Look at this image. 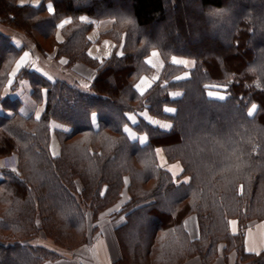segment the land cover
I'll use <instances>...</instances> for the list:
<instances>
[{
  "label": "trees",
  "instance_id": "16d2710c",
  "mask_svg": "<svg viewBox=\"0 0 264 264\" xmlns=\"http://www.w3.org/2000/svg\"><path fill=\"white\" fill-rule=\"evenodd\" d=\"M84 18L111 22L99 36L115 43L107 59L89 57L94 24ZM0 22L42 56L96 70L89 91L29 68L7 88L25 46L0 33V106L11 112L0 113V157L16 155L18 164L0 180V264H49L63 256L29 242L43 233L63 249L87 244L88 217L117 203L126 178L129 200L115 229L121 258L114 264H182L195 256L211 264L233 250L237 264H264V252L243 247L246 228L264 220V0H44L39 7L0 0ZM153 50L165 67L139 94L135 84L153 73L146 62ZM174 56L194 60L188 78L177 80L187 69L173 64ZM19 80L28 81L37 104L45 101L40 118L20 112L22 102L12 96ZM176 89L182 95L173 99ZM211 90L226 96L212 97ZM166 106L175 113H165ZM145 109L171 128L140 117L132 127L147 134L141 145L125 127L129 114ZM53 124L58 156L50 152ZM159 147L169 162L181 163L188 183L159 166ZM191 215L198 219L196 240L185 227Z\"/></svg>",
  "mask_w": 264,
  "mask_h": 264
},
{
  "label": "crops",
  "instance_id": "0c3cea01",
  "mask_svg": "<svg viewBox=\"0 0 264 264\" xmlns=\"http://www.w3.org/2000/svg\"><path fill=\"white\" fill-rule=\"evenodd\" d=\"M44 0H17V4L39 7L42 5ZM47 10L49 13L55 11L52 2H47ZM51 7V9L49 8ZM65 21H70V18H65L62 20L56 31V41L62 43L64 41L63 34L61 32V24H67ZM86 22H93L94 28L89 32L88 38L91 41V45L88 49V55L92 59L103 61L107 59L115 49V43L110 39H99L100 33L107 30L110 27L111 22L97 21L90 18H84ZM0 33L8 36L12 44L21 48L25 46V49L18 56L14 62L11 70L9 72V78L7 81V88H10L16 81L18 74L22 69L29 68L30 70L36 71L43 75L48 80L54 82L59 78L67 80L70 84L76 86L82 91H89L91 82L93 81L96 70L84 63H76L71 67H67V59L64 57L58 60L54 59L53 54H49L44 57L40 55L34 47V44L28 41V38L21 32L7 27V25L0 22ZM157 52L159 55L157 57H152V53ZM118 53H121V47L118 49ZM173 58L176 60L186 61L187 65L177 64L173 62ZM171 62L175 65L182 66L187 69L186 72L177 77V80H183L188 78V71L194 68L195 62L192 59L174 56ZM151 59L155 67H152L153 73L150 75H143L135 84V90L141 94V87L144 88L143 94L148 92L151 87L157 82L161 76V73L165 67V62L158 50L151 51L150 55L146 58V62ZM144 78H147L148 84H142ZM31 88L27 80H19L18 84L15 86V92L12 96H17L21 102L22 106L20 112L24 116L34 115L36 118H40L45 109V101L37 104L30 95ZM182 92L178 89L172 90L170 96L172 98L180 97ZM168 109H173L172 107L166 106L165 113L172 115L174 111H168ZM0 113L11 114L10 111H5L0 106ZM150 115L147 110H143L137 113H131L128 115L130 125L125 127V131L131 140L138 141L141 145H145L148 142V136L146 134H139L133 129L134 123L138 122L140 117H144L146 121H149L153 125H157L163 130H168L170 127H165V125L170 126V122L162 119H155ZM150 117V118H149ZM96 123V118H94ZM53 132L50 142V148L53 156H58L60 154V147L57 135L55 134V129L58 128V124H53ZM158 163L161 168L169 171L175 179H180L181 182L188 183L190 180L189 176H183V167L179 161L169 162L164 150L159 147L156 149ZM11 156L0 157V180L3 179V173L5 171H14L16 166L11 161ZM128 185V183H127ZM129 194L126 188H124L119 202L113 205L110 209L114 208L113 212L118 213L122 206L128 202ZM117 208V209H116ZM124 222L123 215H116L113 217H107L103 220L99 226L101 231L95 239L90 240L85 246V255L78 254V250L72 255H63L60 258L49 262V264H114L121 257V249L115 234V229ZM185 227L189 233L191 240H196L199 235L198 219L196 215H191L185 220ZM231 233L236 234L239 231V227L236 221H232L230 225ZM243 247L245 252L249 254L259 255L264 252V220L252 222L245 230V235L243 239ZM82 249V248H81ZM238 255L236 251H231L228 254H220L211 264H237ZM182 264H203L198 256L191 257L185 260Z\"/></svg>",
  "mask_w": 264,
  "mask_h": 264
},
{
  "label": "rangeland",
  "instance_id": "374dc122",
  "mask_svg": "<svg viewBox=\"0 0 264 264\" xmlns=\"http://www.w3.org/2000/svg\"><path fill=\"white\" fill-rule=\"evenodd\" d=\"M7 27H9V28H11L10 26H8L7 25ZM155 28H157V27H152V29L153 30H155ZM11 29H13V28H11ZM28 41L29 42H32L30 39H28ZM94 69V68H93ZM210 93L212 94V95H210V96H212V97H215V98H218V99H223V98H225V96H226V94H225V92H222V91H219V90H211L210 91ZM182 95V94H181ZM220 97H223V98H220ZM172 98V97H171ZM179 98V97H178ZM173 99H175V98H173ZM169 107H172V106H169ZM173 109H174V112H173V114L175 113V108L174 107H172ZM256 109H257V106H255V110H253V107H252V109L250 110V113L251 114H254L255 113V111H256ZM146 110V109H145ZM164 110H165V108H164ZM148 111V110H147ZM149 113V112H148ZM150 114V113H149ZM172 114V115H173ZM147 116H152L153 118H155V119H159V118H156V117H154L153 115H147ZM144 118V117H143ZM150 118V117H149ZM38 119V118H37ZM145 119V118H144ZM146 120V119H145ZM162 120H164V119H162ZM168 121V120H167ZM149 122V121H148ZM170 122V121H169ZM136 123H137V121H136ZM136 123H134V125L136 124ZM150 123V122H149ZM152 124V123H151ZM155 126H157V125H155ZM170 128H171V123H170ZM168 130H170V129H168ZM139 134H141V133H139ZM142 134H145V133H142ZM147 135V134H146ZM51 137H52V135H51ZM58 138V137H57ZM58 142H59V140H58ZM51 146V145H50ZM59 147H60V152H61V144H60V142H59ZM50 152H51V148H50ZM51 154H52V152H51ZM157 154V153H156ZM7 157H9V156H7ZM11 161L13 162V164L17 167L18 166V164H17V156L16 155H11ZM157 160H158V158H157ZM159 164V163H158ZM160 166V165H159ZM161 167V166H160ZM183 173V172H182ZM183 175V174H182ZM178 180V179H177ZM178 182H181L180 181V179L178 180ZM127 183H129V179H127L126 178V183H125V185L127 186ZM126 186L124 187V188H126ZM124 188H123V190H124ZM128 190V189H127ZM123 192V191H122ZM120 200V199H119ZM119 200L117 201V203L119 202ZM117 203H115V204H117ZM127 203V202H126ZM125 203V204H126ZM114 204V205H115ZM112 207V206H111ZM111 207H109L107 210H105V211H103L102 213H100L98 216H97V218L95 219V220H93V218H91L90 216L88 217V227H89V230H88V241H87V244L89 243V241L90 240H93V239H95L96 238V236H98L99 234H100V231H101V229H100V225H101V223L103 222V220L104 219H106L107 217L109 218V217H113V216H116L118 213H116V212H113V211H115V210H113L114 208H112V209H110ZM123 207V206H122ZM117 209V208H116ZM31 244H34V245H40V246H44V247H47V248H49V249H51V250H53V251H56V252H58V253H60L61 255H72L74 252H76L77 250V252H78V254L80 253L81 255H85L84 254V252L85 251H87V250H85V246L87 245V244H85V245H82V246H80V247H75V248H73V250H68V249H63V248H60V247H57V246H55L54 245V243H53V241L51 240V239H49V238H47L45 235H44V233L43 234H41V235H39L38 236V238L37 239H34V240H31V241H29ZM82 248V249H81ZM121 258V257H120ZM119 258V259H120ZM200 258V257H199ZM189 259V258H188ZM187 260V259H186ZM200 260H201V258H200ZM201 262H202V260H201ZM203 263V262H202Z\"/></svg>",
  "mask_w": 264,
  "mask_h": 264
},
{
  "label": "snow or ice",
  "instance_id": "6c2138e0",
  "mask_svg": "<svg viewBox=\"0 0 264 264\" xmlns=\"http://www.w3.org/2000/svg\"><path fill=\"white\" fill-rule=\"evenodd\" d=\"M21 6H23V2L21 4ZM49 8L51 9V7H49ZM65 23H69V21H65ZM60 27L63 28L64 27V24H61ZM158 55H159V53H157V52H153L152 53V57H157ZM173 62L174 63H177V64L187 65V62L186 61L176 60L175 58H173ZM147 63L150 64V65H152L153 67H155V65L153 64V60L149 59L147 61ZM142 84H148L147 78H144V80L142 81ZM143 91H144V88L141 87V94H143ZM210 95H212V94L210 93ZM220 98H223V97H220ZM253 110H255V106H253ZM168 111H174V109H168ZM165 127H170V126L169 125H165ZM241 191H242V189H241Z\"/></svg>",
  "mask_w": 264,
  "mask_h": 264
}]
</instances>
